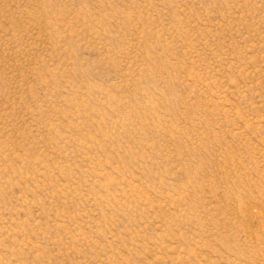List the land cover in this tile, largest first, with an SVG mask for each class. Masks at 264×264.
I'll use <instances>...</instances> for the list:
<instances>
[{"label":"rangeland","instance_id":"rangeland-1","mask_svg":"<svg viewBox=\"0 0 264 264\" xmlns=\"http://www.w3.org/2000/svg\"><path fill=\"white\" fill-rule=\"evenodd\" d=\"M0 264H264V0H0Z\"/></svg>","mask_w":264,"mask_h":264}]
</instances>
